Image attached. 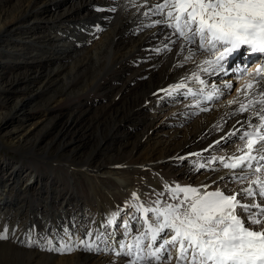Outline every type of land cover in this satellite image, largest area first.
<instances>
[{
  "label": "bare ground",
  "instance_id": "1",
  "mask_svg": "<svg viewBox=\"0 0 264 264\" xmlns=\"http://www.w3.org/2000/svg\"><path fill=\"white\" fill-rule=\"evenodd\" d=\"M157 3H163V0H21L15 11H11V8L0 9V43L13 39L16 48L7 50L4 46L2 49L9 53L7 58L11 60L0 59V81L6 88L0 86L4 88H0V137L3 145L17 149L26 146L25 149L31 153L41 148L40 144L58 121H51L46 125L45 132L34 135L32 128L41 122H35L26 113L28 102L36 98L37 92L58 81L65 69L60 61L65 62L66 58L69 61L66 71L76 74L83 68L81 70L88 79L95 81L98 78L97 85L105 95L112 96L121 92L123 96L113 108L112 114L106 118L107 124L104 121L98 124L105 125L107 132L100 143L112 138L120 142L124 140L121 142L124 143L121 147L124 150L129 146H132L131 151L137 152L146 148L142 163L127 160L128 165L137 170L153 165H158L160 170L172 168L169 173L171 176L165 182L151 178L153 195H161L156 199L147 191L144 182L130 181L125 184L121 179L120 190L124 189L128 197L124 218L120 220L121 209L115 201L120 190L105 193L110 208L108 211L101 207L88 209L82 205L85 204L84 199L80 201L76 196L63 194L55 181H44L34 171L26 175L27 183L22 185L24 169H20L17 163L13 168L6 169L0 158V230L7 229L8 240L11 242L35 247L39 256L50 261L48 264H131L133 260L136 264H176V250L171 246H168L172 253L171 261L163 257L160 261L148 257L149 245L154 251L162 239H170L173 233L166 229L153 242L145 221L146 214L134 205L140 201L144 208L165 207L170 203V195L164 186L170 181L181 186L201 188L202 192L219 189L228 195L224 189L226 187L221 186L225 181L221 183L219 179L233 172L242 175L252 171L245 168L242 173L240 168L230 169L224 167V164L231 163L230 158L243 155L239 149L245 147V142L239 137L244 131H252L246 123L249 112L237 111L239 102L248 104L249 100L257 99L252 95L245 97L239 91L250 80L239 67L244 62L248 64L246 69L252 71L261 61L264 63V59L255 54L250 56V52L242 49L233 54L236 56L244 53L241 64L234 61L231 55L223 61V71L218 70L217 66L204 63L214 59L212 51L201 49L196 43L184 42L174 34L173 28L163 23L154 24V21L164 19L161 15H144ZM113 8L115 11H111ZM9 15L12 18L6 20ZM112 16L114 21L109 23ZM52 26L58 30L51 32L46 29ZM108 28L109 31L102 34ZM74 29L76 35L73 34ZM15 34L22 36L13 37ZM74 36L75 42L71 43ZM66 39H69L71 48ZM77 46L88 47L81 59H75V56H81L79 51L83 50ZM92 50L94 53H91ZM99 50L103 54L102 58H99ZM233 72L238 77L236 81L230 76ZM15 75L17 79H13ZM200 80L204 81L203 85L199 83ZM178 84L185 87L174 90ZM229 84L233 87L232 93L226 87ZM213 85L218 89V98L214 94L213 99L208 100L206 97L212 92ZM132 86L135 90L129 94L126 90L129 91L128 87ZM237 98L238 103H228ZM198 112L200 116L192 121L184 119V115L191 119ZM12 119H17L19 125L10 132H3V128ZM80 121L81 115L78 114L65 119L61 124V137L57 135L53 138L47 148H52V144L57 142L60 143V149L73 145L71 154L74 155L82 146L92 144V156L96 154L97 145L101 144L93 130L87 133L80 131ZM252 123H257L255 117H252ZM136 134L141 135L133 142L132 138ZM191 150L195 152L191 158H187L186 153ZM48 151L45 150L38 159L48 158ZM223 155L229 159L223 160ZM89 158L92 159L91 155ZM67 160L70 161L69 158ZM51 162L49 164L54 167L56 161ZM252 163L255 168L257 162ZM259 163L264 164V161ZM109 164L102 169L100 166L93 168L89 165L80 168L92 175L90 179H101V175L114 170L112 167L120 168L122 161L110 160ZM75 165L78 167L80 164ZM260 178L264 180V177ZM216 182L219 184L211 186ZM205 185L206 189L203 187ZM248 186L234 187L231 194L239 193ZM35 191L39 193L35 194ZM132 193H136L139 200H134ZM32 195L34 197L31 201ZM237 199L243 203H252L251 198L243 199L238 195ZM98 203L102 205L100 200ZM238 211L239 208L236 209ZM153 218V213L147 214L148 221ZM37 220L41 226L39 229L34 226ZM86 232H91L92 237H86ZM97 235L101 239L96 240ZM138 236L142 237V251L139 255L145 259H136L134 255H116L122 251L121 244L132 245L131 249L125 248L123 251L135 253L137 241L134 238ZM45 238L54 243L59 239L73 247H76L77 241L90 239L99 245L100 250L85 251L82 247H76L71 252L49 251Z\"/></svg>",
  "mask_w": 264,
  "mask_h": 264
},
{
  "label": "snow or ice",
  "instance_id": "2",
  "mask_svg": "<svg viewBox=\"0 0 264 264\" xmlns=\"http://www.w3.org/2000/svg\"><path fill=\"white\" fill-rule=\"evenodd\" d=\"M111 11H115V8ZM149 14L164 17L163 20L154 21V24L163 23L173 28L174 34L184 42L196 43L199 48L212 51L214 59L204 63L217 66L218 70L223 71V61L242 49L264 59V0H163V3L153 5L144 13L145 16ZM188 58L191 59V56ZM244 72L251 79L239 91L245 97L252 95L257 99L249 100L248 104L239 102L237 111L249 112L246 123L252 131H244L239 137L245 142V147L239 149L243 155L230 158L234 162L225 163L224 167L240 168L242 173L245 168L260 173L264 169V164L259 163L264 161V132H261L264 129V64L255 71L244 69ZM199 83L203 85L204 81L200 80ZM181 87L185 85L178 84L174 90ZM226 87L232 86L229 84ZM214 94L218 98L215 85L206 98L211 100ZM238 99L228 103H238ZM257 104L259 107H256ZM252 117L256 118L257 123H252ZM253 161L257 162L255 168ZM247 175L233 172L231 178L244 181ZM203 187L207 188L206 185ZM166 191L171 192L170 198L175 203H168L163 208L134 205L146 214L145 221L153 242L166 229L173 233L170 239H162L154 251L149 245L148 257L160 261L161 254L168 252V260L171 261L172 253L168 248L171 246L176 250V264H264V180L259 176L239 193L230 195L219 189L202 192L201 188L178 184L167 185ZM238 195L243 199L251 198L252 203L241 202L237 199ZM132 197L139 200L136 193H132ZM237 208L246 216L242 218L237 215ZM148 213L154 214L151 221L147 220ZM92 235L91 232L85 233L89 238ZM7 238V229L0 230V239ZM99 239L101 237L97 235L96 240ZM134 239L137 241L135 253L124 252L123 249H131L132 245L121 244L122 251L116 255H134L136 259H145L139 255L142 237ZM45 243L49 251L71 252L76 247H82L85 251L100 250L99 245L90 239L77 241L76 247L59 239L54 243L45 238ZM131 264H136L135 260Z\"/></svg>",
  "mask_w": 264,
  "mask_h": 264
},
{
  "label": "rangeland",
  "instance_id": "3",
  "mask_svg": "<svg viewBox=\"0 0 264 264\" xmlns=\"http://www.w3.org/2000/svg\"><path fill=\"white\" fill-rule=\"evenodd\" d=\"M19 2H21V0H8L7 2L6 1L3 2L2 0H0V9L8 10L9 8H11V11L13 10L15 11ZM11 13L12 12H10V14ZM11 18L12 16L9 15L8 19L6 20H10ZM113 21H114V16H112L108 22L111 23ZM51 28H46V29H48V31L51 32L53 30L54 31L58 30V28L53 26ZM75 29L73 32L74 35H76ZM107 31H109V28L106 31L104 30L102 34L107 33ZM21 36H22L21 34L20 35L15 34L13 37L19 38ZM63 37L64 35H62V38ZM75 37L76 36H74L70 40L71 43L75 42L74 41ZM66 40L68 41L69 39ZM71 43H69V41L67 43L68 47L70 48L72 46ZM4 46L6 47L7 50L10 49L15 50L16 48L13 39H10L9 41H3V42L1 41L0 43V50H2V52L0 51V59L9 61L11 60V58H7V55H9V53H5V51H3L5 49H2ZM80 47L81 46H77V48L83 49L84 51L83 50L79 51V54H81V56L80 55L75 56V59L76 57L78 59H81L83 55H85V51L88 50V47L85 48L83 47L80 48ZM91 53H94V51L92 50ZM98 53H99V58H102L103 54L101 53V50H99ZM243 55H244L243 52H241L240 55L239 53L236 56L233 55L234 61L236 60V62L237 61L240 62L245 57ZM60 63H63L65 69H68L69 61L66 58H65V62L60 61ZM65 69L64 72L60 74L59 79H57L58 81L56 83L52 84L48 88L45 87L44 89H42V91L36 93V98L34 97L35 99L32 98L33 100L31 99V101L28 102V106L26 110V113L30 114L34 118L35 122L37 121L41 122L32 128L34 135H36L38 132L40 133L45 132L46 125L50 124L51 121L57 120L58 124L49 131L48 135H46L45 140H43V142L40 144L41 148L38 147L37 149H35V152L32 151L34 153L27 151L25 149L26 148L25 145H23L25 147H21L20 149L3 145L2 139L0 137L1 139L0 158L2 159L1 164L3 165V167H5L6 169H11V167L13 168V165H16L17 163L20 169L23 168L24 174L21 177L22 185L27 183L26 175L30 171H34V173H36V176L39 178H43L44 181H46V179L53 180L60 186V189L63 194L68 193L72 195L71 197L76 196L77 198H79L80 201L84 199L83 201H85V204L82 205H84L85 208L88 209L90 208L95 209V207L96 208L101 207L103 208V210L108 211L110 208L107 203L108 200L105 196V193L107 194V192L108 191L111 192V190L116 192L120 190L121 183L119 181L121 179L124 180L125 184L129 183L130 181H133L135 183L138 181H141L142 183L144 182V184L147 187V191H150L151 193L154 192L151 190V186H152L151 178L153 177L154 180L160 179V181L165 182L166 178L171 176V174H169L172 169L171 167H165L160 170L158 165H153L150 168L149 167L142 168L141 166L140 168H142V170L139 169L141 170V172L139 173V170H137L136 168H132L128 165L127 160L140 161L142 163L144 161L143 158L146 156V148L143 149L141 152L131 151L132 146H129L128 148H126V150H124L123 148H121L124 146L123 145L124 143H121L124 142V140L120 142L119 140H115V139L112 140V138L108 139V141L106 139V142L101 141L100 143L101 138L107 132L105 129L106 128L105 125L103 124L98 125V124L101 121L102 122L104 121L103 123L107 124L106 118H108L109 115L112 114L113 112L112 110L115 107V105L119 104L120 101L122 100L123 96L121 95V92L115 95L112 94V96L105 95V93L102 92V89L98 87L99 85H97L98 78H95L96 79L95 81L94 79L92 80L91 78H89L90 79L89 80L85 72H82L81 69L83 68L79 69L80 72L76 74L74 73L71 74ZM66 73L68 75H66L65 77L64 74ZM234 75L235 73L233 72L231 73L230 76L233 78V81H236L235 80L236 75L235 76ZM17 78H18L17 75L13 77V79H17ZM3 85L4 83L0 81V86L5 88V86ZM237 85L238 84L236 83V86ZM2 87L0 88L4 89ZM128 89L129 91L128 90L126 91L129 92V94H132L133 90H135V87L134 86L128 87ZM232 90L233 87L230 88L229 91L232 93ZM12 91H15V89H12ZM77 114L81 115L80 123H82V126L80 127V131L87 133L93 130L95 137L98 139V143L101 144V145H97L98 151L96 152V154L92 156V149H94L92 144H89L87 146H82L79 152L74 155L71 154L72 153L71 151L74 148L73 145H71L70 147L67 146L60 149L59 148L60 143L57 142L58 144L57 143L52 144L53 145L51 146L52 148H47L48 146L47 144L52 142L53 138H56L57 135L61 137L62 122H64L65 119ZM199 114L200 113L198 112V115L194 116L191 119L184 115V119H186L187 122H190L194 118L199 117L200 116ZM57 116H61V117L56 119ZM203 117L204 116H202V119ZM17 125H19V121L17 119H12V121L6 124V126L3 128L4 130L3 132L12 131V129L16 128ZM239 128L238 131H240L241 129ZM140 135L141 134H136L132 138V141L135 142L140 137ZM119 144L121 145L119 146ZM43 149L49 150L48 151L49 153L47 152L48 158L42 159L43 157H41L42 160H40L38 159V156H41V154L45 152V150ZM194 152L195 150H191V152L186 153L187 158H191ZM25 154L28 155L26 156ZM90 155L92 159L89 158ZM68 158L70 159V161L67 160ZM224 159H229V158L223 155V160ZM52 160L56 161L54 167H51V165L49 164V162H51ZM110 160H120L122 161V165L120 168L112 167L114 170H110V172H108L107 174L101 175L102 176L101 179L96 177L94 178L92 177V179H90L89 176L92 175L89 172L85 171L84 169H81L82 165L83 166L89 165V167L100 166V169H102V167L110 165L109 164ZM72 161H74L75 164L78 165L79 163L80 165H78L77 167L74 163L72 164ZM230 162L233 161L231 160ZM247 174H248L247 179L244 181L234 180L231 178L230 175V176H225L223 179L220 178L219 182L222 183L225 181L223 185L221 184V186L223 188L226 187L224 189H226V191H228V195H230L234 187H240L241 185L248 186L250 181L255 180L257 176L264 177V169H262L260 173L248 171ZM219 182L213 183L211 186H215L217 183L219 184ZM37 183L36 185H34V187L37 186ZM176 184L175 182L170 181L169 184L167 185H176ZM166 186H164L165 191H166ZM119 192L120 194L116 195L117 198L115 199V201L116 204L121 209L120 220H122L126 212L125 204L127 201L128 194L124 191V189L120 190ZM166 192L171 197L172 195L171 192L168 191ZM34 193L36 194L39 192L35 191ZM34 196L33 195L31 196V201ZM152 196L153 198L156 199V198H160L161 195L160 196L153 195L152 193ZM90 197L93 198V200L90 199ZM257 199H259V197H257ZM99 200L101 201L102 205L98 203ZM168 202L175 203L176 201H173L171 198H169ZM262 203H264V201H262ZM137 204L142 205L140 201H138ZM56 206L59 207V204H57ZM237 215L241 216L242 218L246 216V214L242 212L241 209H239ZM38 223L39 220H37L36 223L34 224V226H36L37 229L41 227L40 223L39 224ZM6 241H8L7 242L8 244L6 243ZM155 248L156 247H154V249ZM0 249H1L0 264H48L50 262L49 260H46V258H44L43 256H39L37 252L38 250L35 247L29 248L20 243L17 242L14 243L13 241L11 242L10 240H8V238L7 240L0 239ZM162 257L163 259H168V252H163L161 254V258ZM61 264H66V262Z\"/></svg>",
  "mask_w": 264,
  "mask_h": 264
}]
</instances>
